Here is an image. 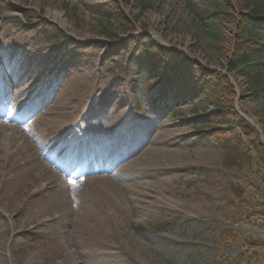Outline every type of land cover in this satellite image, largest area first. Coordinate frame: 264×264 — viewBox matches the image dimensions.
Here are the masks:
<instances>
[{"label": "rangeland", "instance_id": "374dc122", "mask_svg": "<svg viewBox=\"0 0 264 264\" xmlns=\"http://www.w3.org/2000/svg\"><path fill=\"white\" fill-rule=\"evenodd\" d=\"M101 1L0 0V100L22 96L18 112L35 109L23 120L5 122L0 115L6 126L22 132H0V264L236 260L247 250L245 240L264 241V228L253 217L264 204L263 192L257 191L264 190L262 176L256 166L240 174L223 166L222 153L207 129L217 115L221 93L202 91L209 80L199 84L195 67L185 90L173 88L169 99L157 102L148 92L152 77L143 69L149 56L142 46L149 37L158 44L155 38L162 40L206 72H225L230 57L214 48L207 28L218 23L195 21L187 0H116L128 18L123 26L107 19ZM189 1L198 13H213L211 0ZM53 30L61 36L47 42L45 31ZM234 35V27L228 26L226 36ZM131 37L138 44L131 43ZM258 44L255 49L262 51V58L255 64L264 69V38ZM164 74L165 82L172 73L167 69ZM34 76L36 87L28 88ZM89 77L95 80L96 95L92 104L71 113L72 127L62 131L54 122L49 128L42 121L41 128L33 129L35 144L31 143L26 131L35 117L48 108L50 115L59 112L55 97L63 82L76 84ZM243 85L234 108L242 117H254L263 104ZM107 88L115 97L104 106L106 97L102 99L100 91L105 89L107 96ZM123 106L128 116H115ZM132 117L142 119L140 126L146 127L131 123ZM204 125V132L198 131ZM228 128L240 134L237 121ZM64 134L72 137L54 147ZM141 143L133 155L153 149L149 163L162 173H119L115 179L124 190L94 194L91 179L102 175V162L120 156L126 160ZM171 149L183 154L187 168H174ZM206 154L208 160L203 158ZM41 165L68 182L66 191L49 185ZM231 182L244 190L248 205L243 214L228 190ZM234 217L236 223L231 221ZM159 225L167 229L155 231ZM228 231L235 240L222 247L220 240ZM244 264H264V252Z\"/></svg>", "mask_w": 264, "mask_h": 264}, {"label": "trees", "instance_id": "16d2710c", "mask_svg": "<svg viewBox=\"0 0 264 264\" xmlns=\"http://www.w3.org/2000/svg\"><path fill=\"white\" fill-rule=\"evenodd\" d=\"M211 1L212 14L198 13L189 0H187V5L191 7L195 21L205 25H208V21L218 23V27L210 26V24L207 26L208 34L214 48L220 53L229 55L230 60L227 66L229 75L234 78L240 88L245 84L254 100L262 102L263 107L254 112V116L264 135V69L255 64L262 58V51L256 50L255 47L259 45V39L264 38V0H233V4L225 3V0ZM100 4L107 16L115 18L123 26L128 25V18L116 0H107L100 2ZM147 8L148 6L145 5L144 9ZM230 25L235 30L233 39L226 36V29ZM60 36L61 33L58 30L46 33L47 40L57 39ZM131 40V43L138 44L137 38L131 37ZM142 48L149 56L143 64V69L153 79L149 92L156 98H160L159 92L163 85L167 84L169 90L174 87L186 88L192 78L190 74L194 73L192 70L194 67L199 84L209 80V83L201 89L202 91L213 93L218 90L221 93V99L215 105L218 109L217 115L208 124L211 125L207 128L209 129L208 135L217 143L222 153L223 166L226 169L240 174L244 170L251 171L253 166H256L257 172L262 176V185L264 186V141L262 142L261 135L256 128L240 118L236 112L234 108L236 93L230 81L220 72L204 71L197 63L188 60L184 54L167 50L148 37H146ZM167 69L172 73L167 76V81L170 83L164 82V73ZM241 80L244 81L243 84ZM234 121L238 122V129L241 132L239 135L228 128ZM206 127L207 125H204V127L198 128V131H203ZM244 139L248 142L247 144L243 141ZM227 187L238 204L240 213L243 214L248 205L244 199L243 188L233 182L229 183ZM257 191L263 192L264 198V190L259 191L257 189ZM205 199L208 200L207 197ZM261 206V211L253 212V217L264 228V204ZM231 221L236 223L237 218H231ZM165 229H167L166 225L154 227L157 232H162ZM136 230L144 231L143 228H136ZM234 240L233 233L228 231L222 236L220 243L222 247H225L227 242ZM244 243L247 250L239 255L236 260L231 261L229 258L221 257L216 264H244L249 259L256 257L259 252H264V241L262 240L250 238Z\"/></svg>", "mask_w": 264, "mask_h": 264}, {"label": "bare ground", "instance_id": "6f19581e", "mask_svg": "<svg viewBox=\"0 0 264 264\" xmlns=\"http://www.w3.org/2000/svg\"><path fill=\"white\" fill-rule=\"evenodd\" d=\"M20 1H23V0H18V3ZM56 21L59 22V20L57 18L55 19V22ZM155 39L157 41H159L162 45L167 46V44L164 43L162 40L157 39V38H155ZM69 80L70 79H66V81L63 82L64 85L63 84L61 85L62 87L60 88V91H58V93H56L57 94L55 97V99H57L56 102L61 104L59 112L56 115H50V111H49L50 108H48L45 112H42L40 115L38 114L35 117V119L32 121L31 129H29L30 131H26L29 135L31 143L35 144V138H34V133H33L34 130L33 129L34 128H41L42 121L46 122L47 127H49V128H50V123L54 122L56 124L55 127H57L58 129H61L62 131L63 130L64 131L69 130V128L72 127L71 113L74 110L80 109V107H83L85 109L86 104L91 103V101L95 97L96 91L94 89L95 88L94 87V82H95L94 78L89 77V78H87L86 82L83 81V82H79L76 84H71ZM67 81L69 82V84ZM28 84H29L28 88L36 87V77L34 79L31 78L30 80H28ZM66 84H68V85L66 86V89L63 90V88L65 87ZM109 93L110 92H109L108 88H107V96H105L106 95L105 89L102 91V93L100 91V96L102 97V99H104L106 97L105 98L106 100L103 103L104 106H106L111 101V99H113L115 97V95H108ZM21 98H22V96H21ZM21 98L18 96H15L14 98L9 99L8 101L0 100V115H1L2 119H4L5 122H10L12 120L14 121L16 119L20 120L19 117H21L23 120L25 118H29L27 116H31L33 113H35V109H34V111L32 110V112L25 110V111H23L24 113L22 112L23 116H21L22 114L19 113L17 110L21 104V101H20ZM53 98H54V96H53ZM121 105H124V104H121ZM124 106L118 108V111L115 112L118 114H115V116H119V117L128 116L127 111H126ZM248 119L253 125H257V121L253 116L248 118ZM131 123L136 124V125L138 124V127H139L140 124L143 123V120L140 118H137V117L136 118L132 117ZM6 124H8V123H6ZM6 124H4L3 122L0 121V132L5 133L6 131H9V129H12V131L14 130L17 132L16 133L13 131L14 132V133H12L13 136L14 135L19 136L20 134H22V132H19L17 127L10 128V127L6 126ZM145 127L146 126H144V127L140 126L139 128H145ZM144 132L147 134V132H149V130L148 131L145 130ZM64 135L65 136H63V135L58 136V138L55 140V142H57V143H53L54 147H56L57 144H60V145L65 144V142L68 141V138L72 137L68 134H64ZM130 142L133 146L134 141H130ZM142 142H143V140H142ZM142 145L143 144L141 143L140 145H138L136 147V149H131V151L129 152L130 156H128L126 160H125V158H122L120 156L116 160L110 159L109 161L107 160V162L101 161L102 167L100 168V172L102 175H100L98 177H93L91 179V181L93 182L92 185L94 186L93 193L94 194L97 193L100 195H116V194L120 193L121 190H124L123 186L120 185L119 182L116 181V179H115V178H119V173H127V172H133L134 171V173L143 174V175H146L149 177H154V175H151L150 173H148V171H151L153 173L158 174L157 176H159L162 173L161 170L159 168L156 170L154 168L155 166H151L149 163L151 156L153 155V149L147 148V150H145L142 154L140 153V154H138V156L133 155V153H135L136 150H139L140 149L139 147ZM168 153L170 154V158H171V161L173 162L174 168L182 170V169H185L188 167V165H186L185 161H184L185 157L183 156V154L180 151H174L171 149L168 151ZM209 157L210 156L207 154L205 156H203V158L205 160H208ZM127 160H129V161L127 162ZM119 165H121V167H118ZM41 169L43 172L48 173V175H49L48 177L50 178L49 185L51 182V185L53 187H56V188L61 187L58 189L64 192L63 189L66 188L65 185L68 184V182L64 178H60V177L58 178L55 175V173L53 171H51V169L47 165H41ZM44 181H45V179H44ZM65 191H66V189H65Z\"/></svg>", "mask_w": 264, "mask_h": 264}, {"label": "water", "instance_id": "95a60500", "mask_svg": "<svg viewBox=\"0 0 264 264\" xmlns=\"http://www.w3.org/2000/svg\"><path fill=\"white\" fill-rule=\"evenodd\" d=\"M227 76V75H226ZM229 78V76H227ZM230 79V78H229ZM231 80V79H230ZM261 132V131H260ZM262 134V133H261Z\"/></svg>", "mask_w": 264, "mask_h": 264}]
</instances>
